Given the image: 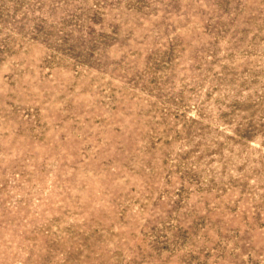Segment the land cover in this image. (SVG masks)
<instances>
[{
	"label": "rangeland",
	"instance_id": "374dc122",
	"mask_svg": "<svg viewBox=\"0 0 264 264\" xmlns=\"http://www.w3.org/2000/svg\"><path fill=\"white\" fill-rule=\"evenodd\" d=\"M0 264H264V0H0Z\"/></svg>",
	"mask_w": 264,
	"mask_h": 264
}]
</instances>
